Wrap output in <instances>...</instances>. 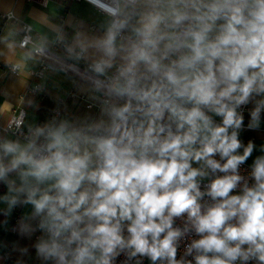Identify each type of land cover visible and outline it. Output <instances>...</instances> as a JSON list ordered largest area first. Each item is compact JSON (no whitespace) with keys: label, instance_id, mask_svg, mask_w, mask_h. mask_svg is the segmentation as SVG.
I'll return each mask as SVG.
<instances>
[{"label":"clouds","instance_id":"clouds-1","mask_svg":"<svg viewBox=\"0 0 264 264\" xmlns=\"http://www.w3.org/2000/svg\"><path fill=\"white\" fill-rule=\"evenodd\" d=\"M85 2L20 41L13 72L60 49L33 96L63 74L84 109L0 124V227L40 264H264V0Z\"/></svg>","mask_w":264,"mask_h":264},{"label":"crops","instance_id":"crops-1","mask_svg":"<svg viewBox=\"0 0 264 264\" xmlns=\"http://www.w3.org/2000/svg\"><path fill=\"white\" fill-rule=\"evenodd\" d=\"M14 12L17 17L29 23L33 27L34 37L38 33H50L55 29L56 25L65 23L70 19H82L87 25L91 26L99 21V17L95 11L85 1L75 0H52L47 7H43L39 3H28L25 0H0V38L12 35L10 39L16 41L13 49H8L6 45L0 42V123L6 122L12 117L15 109H23L31 118L32 109L27 107L29 99H35L40 104L38 115L41 120L46 115H49L48 110L55 107L54 100L57 97H65L72 112L83 111L84 101L76 88L69 79H66L63 74L53 75L47 73V88L44 94H38L35 97L29 91L37 80L33 77V70L37 68L40 58L36 61H28L26 67L16 73L9 69V66L24 57L27 49L19 47L20 39L22 38V29L16 24H6L3 14ZM70 32L71 29H68ZM67 70V69H66ZM69 75L72 73L69 71ZM68 93H76L77 103H72V97L67 96ZM247 122V116H246ZM253 137L257 143L264 140V130L260 132H246L243 134V139ZM2 191V189H0ZM1 207V205H0ZM15 212L21 215L22 210L16 209L9 222V230L5 231L0 227V264H16L18 259H23L25 264H40L36 258L35 250L31 247L35 240L22 239L17 233L11 232V225L15 223ZM4 219L0 216V221ZM18 243L20 246H27L29 253L26 256L20 257L19 253L13 251V244Z\"/></svg>","mask_w":264,"mask_h":264},{"label":"built area","instance_id":"built-area-1","mask_svg":"<svg viewBox=\"0 0 264 264\" xmlns=\"http://www.w3.org/2000/svg\"><path fill=\"white\" fill-rule=\"evenodd\" d=\"M25 1L28 3L36 2V3H39L40 5H42L43 7H47L52 0H25ZM75 1H85V0H75ZM3 17H4L6 24H10V23L16 24L17 26H19L22 29V38L20 39L21 41L24 40L26 37H29V36H31L32 38H35L33 27L30 26L29 23L27 24V22H25L24 20L17 17V15L14 12H7V13L3 14ZM19 47H20V42H19ZM21 49H27V48H21ZM59 51H60V49H58V48L54 49L53 53L49 56L48 59H45L43 57H39L40 62L37 64V68L35 70H33V72H32L33 77L37 80V83L40 82V76L38 75V73L44 71L45 66L47 64L53 63L54 61H57L59 59V57L56 55V53H59ZM12 65L9 66L10 70L12 69ZM16 73H18V72H16ZM31 90H32V88L29 89L30 92H32ZM21 111H24V110L17 108L14 110L13 115L18 114ZM249 138L253 139V137H248L247 139H249ZM19 217H20V214L15 212V223H13L11 225V229L16 225ZM11 232L16 233L14 231H11ZM145 264H147V262H145Z\"/></svg>","mask_w":264,"mask_h":264},{"label":"water","instance_id":"water-1","mask_svg":"<svg viewBox=\"0 0 264 264\" xmlns=\"http://www.w3.org/2000/svg\"><path fill=\"white\" fill-rule=\"evenodd\" d=\"M3 205H1V207H2Z\"/></svg>","mask_w":264,"mask_h":264}]
</instances>
